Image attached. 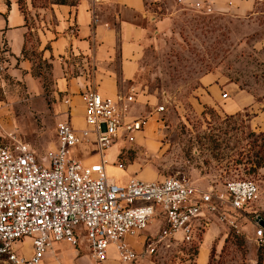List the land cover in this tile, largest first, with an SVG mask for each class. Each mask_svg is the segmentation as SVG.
<instances>
[{"label": "rangeland", "instance_id": "1", "mask_svg": "<svg viewBox=\"0 0 264 264\" xmlns=\"http://www.w3.org/2000/svg\"><path fill=\"white\" fill-rule=\"evenodd\" d=\"M12 1L31 28L23 53L35 81L26 84L10 73L14 58L0 33V143L19 139L42 154L55 141V126L64 117L67 102L32 27L51 3L61 0H6ZM148 1L149 12L137 18L144 28L138 67L129 81L118 82V88L133 90L132 112L146 116L147 123L132 144L116 143L106 151L108 176L120 183L131 175L144 179L176 175L218 188L226 179L250 178L258 185L257 196L242 209L223 208V219L214 214L190 242L174 238L156 242L152 234L158 218L154 219L142 234L128 236L140 252L132 261H121L112 243L105 260L98 263L85 240L56 241L54 250L67 264H264V239L256 238L252 218L255 212L264 217V129L252 122L253 115L264 109V0H248L243 10L232 0ZM208 72L223 82L216 80L218 97L203 83ZM238 88L254 100L229 111L226 104ZM71 112L72 123L79 126L80 109L72 107ZM87 147L89 155L82 147L78 154L93 155L88 161L98 158L94 144L88 142ZM117 159L123 168L115 165ZM149 244L154 246L151 252ZM22 247L29 252L27 240ZM43 264H57L51 252L44 253Z\"/></svg>", "mask_w": 264, "mask_h": 264}, {"label": "built area", "instance_id": "2", "mask_svg": "<svg viewBox=\"0 0 264 264\" xmlns=\"http://www.w3.org/2000/svg\"><path fill=\"white\" fill-rule=\"evenodd\" d=\"M132 89L103 94L81 91L83 124L69 118L55 126V141L42 154L30 143L14 139L0 143V256L4 264H43L46 251L58 264H67L54 251L56 241L85 240L95 263L106 258L114 244L118 258L136 259L140 252L128 242L157 219L152 234L156 242L174 238L194 240L212 216L223 219V210H239L258 193L250 178H231L223 187L203 186L185 176L144 179L131 175L116 182L107 173L106 151L114 144H132L147 117L132 112ZM70 105L69 97L65 98ZM68 113H70L67 110ZM92 142L98 158L88 157ZM85 151L84 157L78 152ZM121 147L116 155L122 153ZM119 168L122 161L114 162ZM225 208V209H223ZM255 236L264 239V217L252 214ZM28 241L29 252L22 244ZM154 246L149 244L148 251Z\"/></svg>", "mask_w": 264, "mask_h": 264}, {"label": "crops", "instance_id": "3", "mask_svg": "<svg viewBox=\"0 0 264 264\" xmlns=\"http://www.w3.org/2000/svg\"><path fill=\"white\" fill-rule=\"evenodd\" d=\"M224 1L216 0V4ZM232 3L239 6V10L248 6V0H232ZM148 4V0H77L74 3L53 2L44 10L43 17L32 28L37 33L41 55L51 63V74L58 91L70 99L62 119L71 121V108H79L81 123L79 126L72 124L82 126L81 91L84 89L93 88L109 95L126 91L118 88V82L129 81L138 67L139 40L144 28L137 18L149 12ZM29 29L25 14L17 4L0 0V33L7 38L14 58L8 69L16 78L33 84L35 79L29 71L30 61L22 51ZM202 78L207 89L217 97L221 95L218 94L219 83H223L221 78L212 72ZM233 96V101L226 104L229 111L241 109L254 100L241 88ZM252 122L257 128L264 129V109L253 115ZM83 257L79 256L78 260L81 262Z\"/></svg>", "mask_w": 264, "mask_h": 264}, {"label": "bare ground", "instance_id": "4", "mask_svg": "<svg viewBox=\"0 0 264 264\" xmlns=\"http://www.w3.org/2000/svg\"><path fill=\"white\" fill-rule=\"evenodd\" d=\"M93 156V155H92ZM92 156L82 158L83 162H89L87 159L91 158Z\"/></svg>", "mask_w": 264, "mask_h": 264}, {"label": "trees", "instance_id": "5", "mask_svg": "<svg viewBox=\"0 0 264 264\" xmlns=\"http://www.w3.org/2000/svg\"><path fill=\"white\" fill-rule=\"evenodd\" d=\"M58 2H67V1H64V0H61V1H58ZM70 3H74V2H70ZM23 50H24V47H23ZM22 50V51H23ZM23 55H24V53H23ZM25 56V55H24ZM261 165H263V164H261Z\"/></svg>", "mask_w": 264, "mask_h": 264}]
</instances>
